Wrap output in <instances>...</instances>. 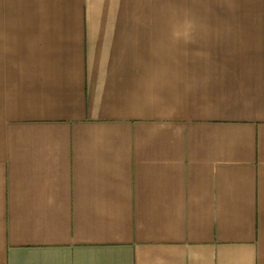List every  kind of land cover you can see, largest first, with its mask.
<instances>
[{
	"label": "crops",
	"instance_id": "obj_1",
	"mask_svg": "<svg viewBox=\"0 0 264 264\" xmlns=\"http://www.w3.org/2000/svg\"><path fill=\"white\" fill-rule=\"evenodd\" d=\"M0 264H264V0H0Z\"/></svg>",
	"mask_w": 264,
	"mask_h": 264
},
{
	"label": "rangeland",
	"instance_id": "obj_2",
	"mask_svg": "<svg viewBox=\"0 0 264 264\" xmlns=\"http://www.w3.org/2000/svg\"><path fill=\"white\" fill-rule=\"evenodd\" d=\"M149 17H176V11L149 12Z\"/></svg>",
	"mask_w": 264,
	"mask_h": 264
}]
</instances>
